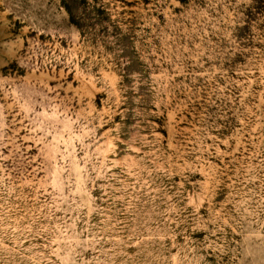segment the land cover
Wrapping results in <instances>:
<instances>
[{"label":"rangeland","instance_id":"1","mask_svg":"<svg viewBox=\"0 0 264 264\" xmlns=\"http://www.w3.org/2000/svg\"><path fill=\"white\" fill-rule=\"evenodd\" d=\"M0 264H264V0H0Z\"/></svg>","mask_w":264,"mask_h":264}]
</instances>
